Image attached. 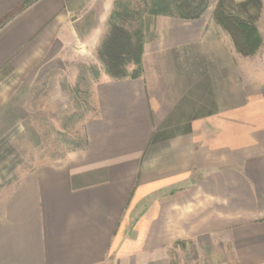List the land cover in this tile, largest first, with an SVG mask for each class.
Instances as JSON below:
<instances>
[{
	"label": "crops",
	"instance_id": "crops-1",
	"mask_svg": "<svg viewBox=\"0 0 264 264\" xmlns=\"http://www.w3.org/2000/svg\"><path fill=\"white\" fill-rule=\"evenodd\" d=\"M26 1L0 0L1 124L48 72L96 56L115 2ZM259 1L261 45L248 56L215 5L152 20L142 76L94 84L86 147L1 195L0 264H171L180 243L191 263L264 264Z\"/></svg>",
	"mask_w": 264,
	"mask_h": 264
},
{
	"label": "rangeland",
	"instance_id": "rangeland-1",
	"mask_svg": "<svg viewBox=\"0 0 264 264\" xmlns=\"http://www.w3.org/2000/svg\"><path fill=\"white\" fill-rule=\"evenodd\" d=\"M217 2L209 0L208 8L216 7ZM225 8L244 17L233 0L226 2ZM148 32L145 36H151ZM65 66L68 69L65 74H56L62 68L50 71L38 85L23 93L16 120L0 123V198L23 174L58 163L84 142V124L92 120L95 113L93 86L104 77L111 78L96 56H86L85 63L66 62ZM131 71L129 67L128 72ZM178 247L179 255L170 252L171 264H201L191 263L183 243Z\"/></svg>",
	"mask_w": 264,
	"mask_h": 264
},
{
	"label": "trees",
	"instance_id": "trees-1",
	"mask_svg": "<svg viewBox=\"0 0 264 264\" xmlns=\"http://www.w3.org/2000/svg\"><path fill=\"white\" fill-rule=\"evenodd\" d=\"M35 0L26 1L25 8ZM218 0L213 12V20L226 31L237 52L244 56L252 55L261 45L255 24L260 10L259 0H246L238 4L243 18L225 8L226 2ZM209 5V0H115L107 20L106 31L96 51L104 72L114 81L135 80L142 76V53L145 34L151 19L167 17L183 21L201 18ZM132 71L128 72V68ZM86 141L71 152L84 149Z\"/></svg>",
	"mask_w": 264,
	"mask_h": 264
}]
</instances>
